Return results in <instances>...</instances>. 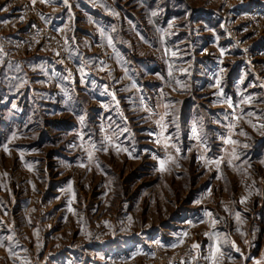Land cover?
<instances>
[{
	"label": "rangeland",
	"instance_id": "obj_1",
	"mask_svg": "<svg viewBox=\"0 0 264 264\" xmlns=\"http://www.w3.org/2000/svg\"><path fill=\"white\" fill-rule=\"evenodd\" d=\"M0 49V264H264V0H0Z\"/></svg>",
	"mask_w": 264,
	"mask_h": 264
},
{
	"label": "snow or ice",
	"instance_id": "obj_2",
	"mask_svg": "<svg viewBox=\"0 0 264 264\" xmlns=\"http://www.w3.org/2000/svg\"><path fill=\"white\" fill-rule=\"evenodd\" d=\"M66 2H67V0H65V3H66ZM0 51H2V49H0ZM261 127H264V125H261ZM193 132L195 133V129H193ZM229 142H230V143H235V141H231V140H230ZM176 151L179 152L180 149L177 148ZM164 163H165V162H164L163 160L160 161V164H161V167H162V168H163ZM194 247H198V246H197V245H194Z\"/></svg>",
	"mask_w": 264,
	"mask_h": 264
},
{
	"label": "built area",
	"instance_id": "obj_3",
	"mask_svg": "<svg viewBox=\"0 0 264 264\" xmlns=\"http://www.w3.org/2000/svg\"><path fill=\"white\" fill-rule=\"evenodd\" d=\"M260 15V14H259Z\"/></svg>",
	"mask_w": 264,
	"mask_h": 264
}]
</instances>
